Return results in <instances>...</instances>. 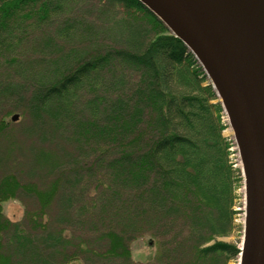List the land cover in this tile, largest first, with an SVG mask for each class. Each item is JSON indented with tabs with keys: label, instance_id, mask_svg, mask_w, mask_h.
I'll list each match as a JSON object with an SVG mask.
<instances>
[{
	"label": "trees",
	"instance_id": "obj_1",
	"mask_svg": "<svg viewBox=\"0 0 264 264\" xmlns=\"http://www.w3.org/2000/svg\"><path fill=\"white\" fill-rule=\"evenodd\" d=\"M197 64L137 0H0V264L239 257L222 240L239 179ZM144 236L158 251L134 262Z\"/></svg>",
	"mask_w": 264,
	"mask_h": 264
},
{
	"label": "water",
	"instance_id": "obj_2",
	"mask_svg": "<svg viewBox=\"0 0 264 264\" xmlns=\"http://www.w3.org/2000/svg\"><path fill=\"white\" fill-rule=\"evenodd\" d=\"M137 1L186 46L221 101L244 178L239 264H264V0Z\"/></svg>",
	"mask_w": 264,
	"mask_h": 264
},
{
	"label": "rangeland",
	"instance_id": "obj_3",
	"mask_svg": "<svg viewBox=\"0 0 264 264\" xmlns=\"http://www.w3.org/2000/svg\"><path fill=\"white\" fill-rule=\"evenodd\" d=\"M199 65V64H197ZM191 69V68H190ZM205 80L209 79L207 76L204 78ZM210 86V91H211V96L210 102L216 109L219 111L220 115V120L221 124L224 127L223 130V136L224 138L230 143V156H229V161L232 164L233 170H235V176L239 179L237 181L236 189H235V204H234V211H235V219H234V224H235V229L233 230L232 234L230 237L222 239L223 241L229 242V243H234L235 245L238 246V249L241 247L242 244V237H243V225H244V215H245V191H244V178L242 174V165H241V160L238 152V148L235 142L234 134L233 131L229 125L227 115L224 114L223 111V106L221 104V101L216 95L215 90L212 88L211 83L209 82ZM203 87L208 86L206 82L202 81ZM17 115V123L20 124L23 122V118L20 116L19 113H14L11 115L8 119L10 120L12 116ZM19 119V120H18ZM15 121V122H16ZM14 122V121H12ZM24 142L26 145L29 144H38L39 143V138L36 137V134L30 135V136H24L23 137ZM29 154V155H28ZM27 159L29 160L30 158L33 159L32 153L29 151L27 152ZM3 207V213L4 215L11 221H18L22 218L23 214V206L22 204L17 201V200H10L2 205ZM130 252H131V257L134 262H145L149 261L158 251V243L156 240L150 238L149 236H144L143 238L137 239L130 244ZM69 264H82L80 260H73L69 262ZM230 264H239V257L234 261L231 262Z\"/></svg>",
	"mask_w": 264,
	"mask_h": 264
},
{
	"label": "bare ground",
	"instance_id": "obj_4",
	"mask_svg": "<svg viewBox=\"0 0 264 264\" xmlns=\"http://www.w3.org/2000/svg\"><path fill=\"white\" fill-rule=\"evenodd\" d=\"M223 111H224V109H223ZM224 114H225V112H224Z\"/></svg>",
	"mask_w": 264,
	"mask_h": 264
}]
</instances>
